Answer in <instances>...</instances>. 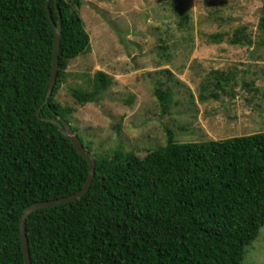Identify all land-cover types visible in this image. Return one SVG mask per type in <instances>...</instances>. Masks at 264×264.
Here are the masks:
<instances>
[{
	"label": "trees",
	"instance_id": "obj_1",
	"mask_svg": "<svg viewBox=\"0 0 264 264\" xmlns=\"http://www.w3.org/2000/svg\"><path fill=\"white\" fill-rule=\"evenodd\" d=\"M81 4L0 0V264H24L18 222L25 207L73 194L88 176L87 161L57 125L43 120L62 118L75 130L74 108L54 95L69 61L89 49ZM58 13V69L45 101L53 49L49 17L57 23ZM186 20L181 13L182 24ZM260 27L264 33V5ZM229 42L250 40L240 27ZM221 81L217 73L216 84ZM109 84L110 77L96 71L89 90L73 88L70 95L84 105ZM154 94L165 111L167 92L156 88ZM165 130L164 145L142 156L121 148L91 153L76 133L94 157L93 179L83 196L26 217L30 263L241 264L245 246L264 226V131L176 143Z\"/></svg>",
	"mask_w": 264,
	"mask_h": 264
},
{
	"label": "rangeland",
	"instance_id": "obj_2",
	"mask_svg": "<svg viewBox=\"0 0 264 264\" xmlns=\"http://www.w3.org/2000/svg\"><path fill=\"white\" fill-rule=\"evenodd\" d=\"M263 5V0H82L89 49L69 61L54 99L74 108V133L99 155L121 148L142 156L164 145L166 128L176 143L263 132ZM181 13L187 16L184 24ZM240 27L248 45L229 42ZM96 71L110 77L109 86L97 100L78 104L70 90H89ZM156 88L168 94L165 111ZM241 264H264V226L245 246Z\"/></svg>",
	"mask_w": 264,
	"mask_h": 264
},
{
	"label": "water",
	"instance_id": "obj_3",
	"mask_svg": "<svg viewBox=\"0 0 264 264\" xmlns=\"http://www.w3.org/2000/svg\"><path fill=\"white\" fill-rule=\"evenodd\" d=\"M49 16V13H47ZM49 20L51 22V25L53 27V49H52V66H51V73L50 77L47 83V88H46V97L45 101L49 98V96L52 93L53 86L55 83V77H56V72L58 69V53H59V42H60V31H61V19H60V14L58 13V21L57 23H54L51 18L49 17ZM36 115L39 117V110L36 112ZM44 121L50 122L52 124L57 125L58 130L60 133L64 136V138L70 140L72 143L73 147L77 151L78 154H80L88 164V176L87 179L82 186L80 190L77 192L63 196L60 198L52 199V200H45V201H39L32 203L25 207L23 210L19 222H18V228H19V239H20V244H21V250H22V256H23V262L24 264H31L30 263V258H29V251H28V245H27V237L25 234V219L26 217L33 211L40 209V208H47V207H53L57 206L63 203H67L70 201L75 200L76 198H79L83 196L89 189L91 181L93 179L94 175V168H95V161L93 155L86 151L85 148L83 147L82 143L80 142L79 138L76 136L74 133L73 129L69 125L68 122L64 121L62 118H49L45 117L43 118Z\"/></svg>",
	"mask_w": 264,
	"mask_h": 264
}]
</instances>
